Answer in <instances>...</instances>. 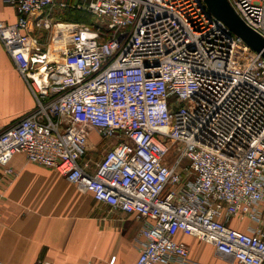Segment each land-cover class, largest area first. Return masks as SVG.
<instances>
[{"label":"built area","instance_id":"1","mask_svg":"<svg viewBox=\"0 0 264 264\" xmlns=\"http://www.w3.org/2000/svg\"><path fill=\"white\" fill-rule=\"evenodd\" d=\"M3 2L19 18L0 15V41L36 107L0 134V165L23 155L143 219L135 264H193L179 233L264 264V58L203 0L60 4L90 23L56 20V0ZM229 2L264 38V0ZM91 131L117 143L88 157Z\"/></svg>","mask_w":264,"mask_h":264},{"label":"crops","instance_id":"2","mask_svg":"<svg viewBox=\"0 0 264 264\" xmlns=\"http://www.w3.org/2000/svg\"><path fill=\"white\" fill-rule=\"evenodd\" d=\"M62 2L66 0H56L52 14L60 21L55 8ZM0 15L7 23L19 18L17 9L3 0ZM40 34L48 38L50 32ZM35 107L32 92L0 41V134ZM104 142L91 131L88 157L98 158L91 153ZM229 224L242 231L254 225L237 218ZM144 225L143 219L96 201L56 170L29 163L23 155L0 165V264H135L144 243ZM176 238L189 247L193 264H239L192 236L179 233Z\"/></svg>","mask_w":264,"mask_h":264},{"label":"water","instance_id":"3","mask_svg":"<svg viewBox=\"0 0 264 264\" xmlns=\"http://www.w3.org/2000/svg\"><path fill=\"white\" fill-rule=\"evenodd\" d=\"M209 12L222 21L232 34L264 58V38L246 25L229 0H203Z\"/></svg>","mask_w":264,"mask_h":264},{"label":"trees","instance_id":"4","mask_svg":"<svg viewBox=\"0 0 264 264\" xmlns=\"http://www.w3.org/2000/svg\"><path fill=\"white\" fill-rule=\"evenodd\" d=\"M68 5H73L74 3L72 2H67ZM59 18L63 21H67V22H75L76 23H90L92 20H89L87 22H83L81 20H79L80 18L79 17H82V16H87L89 17L90 19H93L92 16L86 12H83V11H79V10H76V9H73V8H68V9H60L59 11ZM78 20V21H77Z\"/></svg>","mask_w":264,"mask_h":264},{"label":"rangeland","instance_id":"5","mask_svg":"<svg viewBox=\"0 0 264 264\" xmlns=\"http://www.w3.org/2000/svg\"><path fill=\"white\" fill-rule=\"evenodd\" d=\"M59 1H61V0H59ZM69 1H71V0H66V2H69ZM73 2V1H72ZM59 11H60V8L59 7H56L55 8V14H56V16H59ZM80 19L79 20H81V21H83V22H87V21H89V20H92V19H90L89 17H87V16H82V17H79ZM78 21V20H77ZM61 22L62 23H73V22H67V21H63V20H61ZM74 23H76V21L74 22ZM94 133H97L96 131H93ZM106 140V142H104L103 143V145L101 146V147H99V146H97L96 147V151H93L91 154H95V155H100V156H102V154L105 152V150H107V149H109L110 148V144L111 143H109V138L108 139H105ZM115 139H113V141H114ZM112 141V140H111ZM93 143H96L97 145H98V143H99V139H97V138H94V140H93ZM94 155V156H95Z\"/></svg>","mask_w":264,"mask_h":264}]
</instances>
